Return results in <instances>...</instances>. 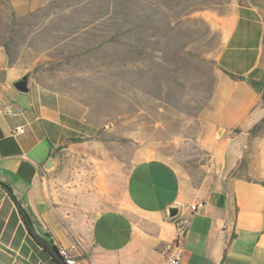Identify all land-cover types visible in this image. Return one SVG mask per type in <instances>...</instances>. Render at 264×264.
Returning <instances> with one entry per match:
<instances>
[{"label": "crops", "instance_id": "0c3cea01", "mask_svg": "<svg viewBox=\"0 0 264 264\" xmlns=\"http://www.w3.org/2000/svg\"><path fill=\"white\" fill-rule=\"evenodd\" d=\"M219 1L227 2L215 23L223 48L201 141L213 175L200 186L160 158L137 162L118 188L115 174L106 184L65 178L59 154L70 134H82L84 109L30 79L19 92L25 76L0 45V182L13 193L0 184V264H57L19 204L34 233L72 250L77 264H168L166 246L179 238L181 264H264V186L232 177L246 132L264 118V0ZM171 205L181 209L175 220Z\"/></svg>", "mask_w": 264, "mask_h": 264}, {"label": "rangeland", "instance_id": "374dc122", "mask_svg": "<svg viewBox=\"0 0 264 264\" xmlns=\"http://www.w3.org/2000/svg\"><path fill=\"white\" fill-rule=\"evenodd\" d=\"M226 13L219 0H0L11 64L84 109L82 134L59 154L65 178L106 184L115 174L118 188L149 158L198 186L212 177L201 141L223 48L215 23ZM260 123L246 132L232 177L264 185Z\"/></svg>", "mask_w": 264, "mask_h": 264}, {"label": "built area", "instance_id": "2783aa9c", "mask_svg": "<svg viewBox=\"0 0 264 264\" xmlns=\"http://www.w3.org/2000/svg\"><path fill=\"white\" fill-rule=\"evenodd\" d=\"M18 132L19 133L23 132V128L22 127L18 128L17 133ZM203 207L204 205L202 203L194 204L191 206V211L197 212ZM72 252H73L72 250H67V249L60 250V255L64 258L67 264H77L75 258L72 255ZM166 253L168 256V264H181L184 256L183 248H182V239L179 238L173 242H170L166 246Z\"/></svg>", "mask_w": 264, "mask_h": 264}, {"label": "water", "instance_id": "95a60500", "mask_svg": "<svg viewBox=\"0 0 264 264\" xmlns=\"http://www.w3.org/2000/svg\"><path fill=\"white\" fill-rule=\"evenodd\" d=\"M29 82H30L29 77L25 76V77H23L20 81H18V82L15 84V88H16L19 92H21V93H24V94H25V93H28L29 90H30V89H29ZM223 132H224V130H220V132H219V134H218L219 137L222 135ZM0 184H2L5 188H7V189L9 190V192L13 195L11 189H10L8 186H6L5 184H3L2 182H0ZM19 206H20L21 211H22V212L24 213V215H25L26 223H27L28 225L32 226L31 219H30L29 215L24 211V209L21 207L20 204H19ZM180 214H181V209H180L179 207H177V206H173V205H171V206L168 207V217H169V219H171V220H175V219H177V218L180 216ZM185 226H186V221H179V222H178V227H179V229L183 231L182 236H185V234H186ZM53 251H54V254L59 258V260H60L63 264H67V263L65 262L64 258L60 255V250L57 249V247H54V248H53Z\"/></svg>", "mask_w": 264, "mask_h": 264}, {"label": "trees", "instance_id": "16d2710c", "mask_svg": "<svg viewBox=\"0 0 264 264\" xmlns=\"http://www.w3.org/2000/svg\"><path fill=\"white\" fill-rule=\"evenodd\" d=\"M231 77L233 79H240V77L235 76V75H231ZM263 102H264V93H263ZM262 125H264V118L261 120V123L257 127H261ZM21 214H22L23 220L26 222L25 215H24V213L22 211H21ZM28 228H29V232H30L31 236L35 239L36 243L39 246H41L43 249H45V251L47 253H49L53 257V259L55 260V262L57 264H63L59 260V258L54 254L53 248L56 247V246L54 245L53 241L48 242L47 240H45V239L41 238L40 236L36 235L30 225L28 226ZM48 237H50V235Z\"/></svg>", "mask_w": 264, "mask_h": 264}]
</instances>
